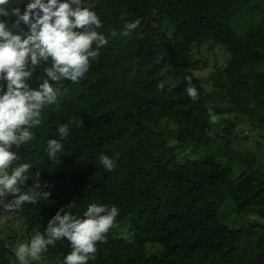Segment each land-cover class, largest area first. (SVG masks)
Returning <instances> with one entry per match:
<instances>
[{"label": "trees", "instance_id": "trees-1", "mask_svg": "<svg viewBox=\"0 0 264 264\" xmlns=\"http://www.w3.org/2000/svg\"><path fill=\"white\" fill-rule=\"evenodd\" d=\"M84 6L100 17L109 44L80 83L57 85L59 105L45 110L36 139L19 150L51 192L14 212L26 243L75 200L72 212L81 218L91 203L120 209L119 230L97 245L90 264H264V144L239 148L252 135L264 139L257 133L264 131V0ZM137 18L140 27L123 36V24ZM217 47L229 56L225 64ZM203 48L216 58L209 83L194 75ZM35 76L43 77L42 69ZM210 108L229 124H211ZM69 120L64 152L52 162L46 142L59 139L57 127ZM101 154L116 159L115 171L104 169ZM155 245L161 250L151 253ZM15 246L13 237L0 239V264H16ZM70 251L64 240L44 255L62 264Z\"/></svg>", "mask_w": 264, "mask_h": 264}, {"label": "clouds", "instance_id": "clouds-1", "mask_svg": "<svg viewBox=\"0 0 264 264\" xmlns=\"http://www.w3.org/2000/svg\"><path fill=\"white\" fill-rule=\"evenodd\" d=\"M141 22L140 18L125 22L122 35H131ZM102 28L100 17L84 6V0H0V209L3 211L12 213L50 197L51 192L44 190L50 185L41 181L39 171L33 174L31 163L21 162L19 150L36 139L34 129L42 125L45 110L59 105L62 91L57 85L64 81L80 83L91 62H98L101 49L109 44V39L99 31ZM116 35L111 30V36ZM169 67L166 65L162 72ZM38 69H42L43 77L36 78ZM34 79L38 81L35 87ZM185 79V91L196 102L199 93L191 78ZM159 87L162 89L163 84ZM208 114L211 124L218 123L211 108ZM72 123L69 120L57 127L59 139L47 140L45 151L50 161L55 162L58 154L64 152ZM82 123L81 120L77 127ZM99 160L106 171H115L116 159L101 154ZM75 207V200L60 207L43 232L36 231L29 242L18 243L13 253L18 264L45 259L49 248L64 240L69 242L71 251L63 257L62 264L95 261L97 245L108 243L110 230H119L120 209L91 203L81 218L73 214Z\"/></svg>", "mask_w": 264, "mask_h": 264}, {"label": "rangeland", "instance_id": "rangeland-1", "mask_svg": "<svg viewBox=\"0 0 264 264\" xmlns=\"http://www.w3.org/2000/svg\"><path fill=\"white\" fill-rule=\"evenodd\" d=\"M215 54L217 55V59L220 64H225L229 58V56L226 54L225 50L223 47H217L215 50ZM197 60L200 61L201 68L195 71V74L197 77L201 79L203 83H209L210 82V75L213 69V65L216 61V58L212 56L211 53L206 52V49L203 48L201 51V54L196 57ZM207 62V65L204 66L202 63ZM208 91H210V87L207 88ZM229 118L225 116H220L217 118L218 123L217 125H220V127H224L226 124H229ZM245 123H241L240 128H244ZM257 133H260L261 135H264V131H258ZM245 135V132H244ZM252 140L249 143L242 144L239 148H244V147H249L251 149H255V142L260 141L261 143L264 144V139L259 138L258 136H251ZM232 220H238L237 218H234ZM23 226L21 223L20 219L15 220V214L14 212H5L2 209H0V239L1 238H9L13 237L15 240L16 245L20 242H25L27 241V238L25 236ZM129 235V234H128ZM128 239H131V236L129 235ZM161 250V247L159 245H155L154 247H150L149 251L151 253H155ZM46 256V255H44ZM57 260H52L48 257L45 259L34 262V264H56ZM18 264V262H15ZM60 264V263H59Z\"/></svg>", "mask_w": 264, "mask_h": 264}]
</instances>
